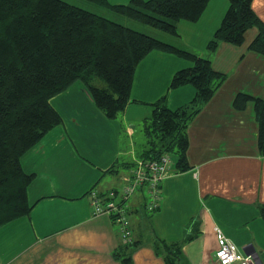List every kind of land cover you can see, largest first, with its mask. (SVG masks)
<instances>
[{
	"label": "crops",
	"instance_id": "crops-1",
	"mask_svg": "<svg viewBox=\"0 0 264 264\" xmlns=\"http://www.w3.org/2000/svg\"><path fill=\"white\" fill-rule=\"evenodd\" d=\"M229 2L210 0L198 20L182 22L188 25L185 29H194L190 39L180 31L183 43L207 54ZM253 7L264 20V0H253ZM257 32L252 27L242 45L222 41L211 54L213 66L227 73V79L190 122V168L179 170L176 158L170 162L154 221L140 213L148 215L145 186L127 200L130 226L149 219L153 228L147 239L137 232V225L131 228V238L138 242L133 264H167L155 239L181 241L192 222H199L200 233L183 245L191 264H216L215 226L241 250L256 252L264 264L259 125L252 102L242 110L233 104L240 91L264 96V55L248 48ZM192 63L173 53L151 51L135 71L132 99L116 118L107 117L79 81L51 99L63 122L21 158L25 171L35 174L28 186L33 208L0 227V264H123L114 256L124 240L121 228L109 214L95 213L88 192L128 186L145 146L142 124L151 116L152 104L166 96L175 109L195 96L193 84L170 87L174 73ZM114 164L116 170L108 171Z\"/></svg>",
	"mask_w": 264,
	"mask_h": 264
},
{
	"label": "trees",
	"instance_id": "trees-1",
	"mask_svg": "<svg viewBox=\"0 0 264 264\" xmlns=\"http://www.w3.org/2000/svg\"><path fill=\"white\" fill-rule=\"evenodd\" d=\"M91 1L165 33L168 38L67 0H0V227L30 214L33 205L28 199V186L35 174L25 171L21 158L63 122L51 99L74 83H84L98 108L107 117L116 118L132 99L135 71L151 51L190 59L192 65L178 69L170 87L193 84L195 96L175 109L168 105L166 96L154 102L151 116L143 120L145 146L139 152L145 160H159L169 153L183 171L190 168L188 126L228 75L213 66L211 54L222 41L244 44L247 31L257 27L248 48L264 55V20L254 10L253 0H229L222 22L207 44V54L183 43L176 20H198L210 0H130L117 4ZM250 102L259 125V150L264 155V96L240 91L233 104L242 110ZM115 170V164L108 169ZM159 186L162 192V181ZM112 190L115 196L109 194ZM145 190L147 206L150 194ZM92 191L102 202L115 200L127 217L126 202L131 194L125 197L123 189L116 188L105 192L92 188L88 194ZM156 209L145 207L147 213ZM260 213L264 218V205H260ZM119 215L112 212L111 218L121 226ZM128 224L132 228L129 220ZM198 227L199 222H192L181 241L155 239V247L167 264H191L183 245L199 235ZM136 245L133 238L124 239L114 256L123 264H133Z\"/></svg>",
	"mask_w": 264,
	"mask_h": 264
},
{
	"label": "built area",
	"instance_id": "built-area-1",
	"mask_svg": "<svg viewBox=\"0 0 264 264\" xmlns=\"http://www.w3.org/2000/svg\"><path fill=\"white\" fill-rule=\"evenodd\" d=\"M172 155L169 153L163 154L159 160H145L138 159L132 172L128 186L124 187L123 194L125 197L132 194L139 186H146L150 194L147 207L150 210L156 209L160 206L162 199V192L160 189V182L170 175V162ZM111 196H115V191H110ZM92 204L94 211L97 213L118 212L120 215L118 221L122 224L124 232H130L128 219L121 211L120 206L115 200H108L102 202L97 198L96 192H91ZM216 244L215 257L218 258V264H255L251 255L243 252L240 247L234 243L219 226H215Z\"/></svg>",
	"mask_w": 264,
	"mask_h": 264
},
{
	"label": "rangeland",
	"instance_id": "rangeland-1",
	"mask_svg": "<svg viewBox=\"0 0 264 264\" xmlns=\"http://www.w3.org/2000/svg\"><path fill=\"white\" fill-rule=\"evenodd\" d=\"M67 1H69L71 3H74V4H77V5L81 6V7L89 8L91 10H94V11L102 14V15H106L108 17L114 18V19H116V20H118L120 22H124L126 25H129V26L135 27L137 29L145 30V31H148L150 33L156 34L158 36L163 37L164 39L168 38L165 33L159 32V31H157L156 29H154V28H152L150 26L144 25V24L138 22L137 20H135V19H133L131 17L124 16V15H117V14L111 12L110 9H108L107 7H104V6L100 5V4H97V3H95V2H93L91 0H67ZM109 1L111 3L117 4V3H127L130 0H109ZM185 21H186V19L176 20V24L178 26L179 33L181 34V32H182L184 34L185 39H190L191 34L194 33V29H192V28L185 29V26H188L186 23H182V22H185ZM191 30H192V33H191ZM250 30H251V28L247 31L246 34H248V32ZM102 84H103V82H102ZM136 128H137V130H140L139 126L136 127ZM143 135H144V131H143ZM144 138H145V135H144ZM141 158L145 159L143 157H141ZM147 197L149 198L148 195H147ZM97 198H99V197L97 196ZM95 213L96 214H101V213L109 214L110 212L109 213H107V212H100V213L95 212ZM140 213L142 214V216H144V218H152V221H154V217H155L154 216V214H155L154 212L152 213V211H148L149 215H146L144 213V211L142 210ZM140 213H139V216H140ZM109 215L111 216V214H109ZM132 216L135 218V220L138 219L135 214H132L131 217ZM146 222L147 223L145 224V223H142L141 221H138V222L133 221V224H132V227H133V225H135V226L137 225V228H136L137 232L140 233L141 235H143L145 237L144 239H147V237H149L150 233L152 232V231L150 232V230H153L152 225L150 224V220L146 219ZM120 228H121L120 232H121V235H122L123 239H130L132 237L131 228H130V232H127V233L124 232L125 229H122V224H121ZM134 228L135 227H133V229ZM154 229H156V226H155ZM215 242H216V240H215ZM216 249H217V244L215 245V248H214V253H213L214 256H215ZM242 250H244V249H242ZM218 262H219L218 258L215 257V263L218 264Z\"/></svg>",
	"mask_w": 264,
	"mask_h": 264
},
{
	"label": "water",
	"instance_id": "water-1",
	"mask_svg": "<svg viewBox=\"0 0 264 264\" xmlns=\"http://www.w3.org/2000/svg\"><path fill=\"white\" fill-rule=\"evenodd\" d=\"M243 249H244L245 253L251 255L254 258V260H260L258 254L256 252L248 251L246 248H243ZM257 264H260V262H258Z\"/></svg>",
	"mask_w": 264,
	"mask_h": 264
},
{
	"label": "flooded vegetation",
	"instance_id": "flooded-vegetation-1",
	"mask_svg": "<svg viewBox=\"0 0 264 264\" xmlns=\"http://www.w3.org/2000/svg\"><path fill=\"white\" fill-rule=\"evenodd\" d=\"M253 260H254V258H253ZM254 262H255V264H257L258 262H260V260H254Z\"/></svg>",
	"mask_w": 264,
	"mask_h": 264
}]
</instances>
